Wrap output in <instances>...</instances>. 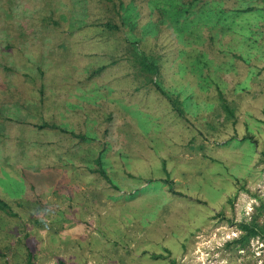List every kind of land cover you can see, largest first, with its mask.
Returning a JSON list of instances; mask_svg holds the SVG:
<instances>
[{"label": "rangeland", "instance_id": "obj_1", "mask_svg": "<svg viewBox=\"0 0 264 264\" xmlns=\"http://www.w3.org/2000/svg\"><path fill=\"white\" fill-rule=\"evenodd\" d=\"M192 1L0 0V264H264V0Z\"/></svg>", "mask_w": 264, "mask_h": 264}, {"label": "trees", "instance_id": "obj_2", "mask_svg": "<svg viewBox=\"0 0 264 264\" xmlns=\"http://www.w3.org/2000/svg\"><path fill=\"white\" fill-rule=\"evenodd\" d=\"M99 1L101 3V6L103 7V11L106 13L103 15H108L107 21H105L104 23H101V25L104 27V29H107L111 32H113L114 30H118V31L122 30V26L126 24V22L128 20V16H129V14L128 15L124 14V12L122 11L123 10L122 8L124 6V0H108L109 3L112 4V7H113L110 10L107 7V5H109V4H107V0H99ZM194 1L195 0H193L192 3H194ZM198 1H204V0H198ZM192 7H195V5ZM251 9L252 8H250V10ZM112 11H114V14L109 15L108 12H112ZM162 11H163V13L160 15V21H157V25H159V27L162 24H164V22L167 21L166 13L163 9H162ZM213 12L215 14L214 16L220 17V15H221L220 13L224 12V8L223 9L219 8L217 11H213ZM192 13L194 14V13H196V11L193 10ZM137 15H138L137 11L131 13V16H132V17L130 16L131 20H133L134 19L133 17H136ZM197 16H200V14H198ZM119 19H121L120 24L118 23ZM206 19H207V17H206ZM188 22H189V19L186 17H184L183 21L180 20L179 23L180 24L182 23L181 28L184 29L186 27V25H188L187 24ZM101 25H99V26H101ZM168 27H169V24H168ZM99 31L102 33L104 32V30H99ZM126 40L129 42V45L127 46L125 52L118 54V55H113L112 61H111L112 65H110V66L115 67L114 66L115 64H113V63H117L119 60L124 59V58L135 59L136 62H139L141 64V68H142L141 74L143 75L145 83L155 85L157 87V89L163 95L168 97V99L170 100L174 109L176 111H178L181 115H184V110L181 107V102L177 98L175 99L174 97H172L170 95V93H168L166 90H164L163 87L158 83L157 79H155L156 78L155 75H157L159 73V70H160L159 65L154 61L153 58L151 59V57L147 54V52L144 49L143 50L138 49V47L136 46V44L139 42L137 38L132 39V40L130 38H126ZM108 65L107 64L103 65L97 71L100 72L101 70L105 69L106 67H109ZM230 111H232V110H230ZM41 126H43V125H41ZM45 126H50L52 128H55V129L59 128V126L56 123L49 124L48 122H46ZM81 136L85 138V135H81ZM260 158L264 159V150L261 151ZM100 161L101 160L98 159V163ZM97 171H99L105 177L108 178V175L103 168H99ZM0 211H3L6 215H9V216L17 215L16 211L14 210V207L9 202H7L3 199L0 200ZM258 219H259L258 215L255 214L251 218V221H242L238 225L243 232L240 235V237L236 238L234 241L236 243H239L240 247L244 248L249 243L250 239L255 237V236H258V235L264 236V225L260 224ZM2 254H3V252L0 251V256Z\"/></svg>", "mask_w": 264, "mask_h": 264}]
</instances>
